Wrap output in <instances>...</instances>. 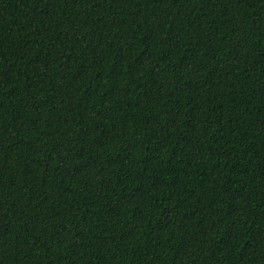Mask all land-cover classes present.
Masks as SVG:
<instances>
[{
  "label": "trees",
  "instance_id": "16d2710c",
  "mask_svg": "<svg viewBox=\"0 0 264 264\" xmlns=\"http://www.w3.org/2000/svg\"><path fill=\"white\" fill-rule=\"evenodd\" d=\"M0 264H264V0H0Z\"/></svg>",
  "mask_w": 264,
  "mask_h": 264
}]
</instances>
